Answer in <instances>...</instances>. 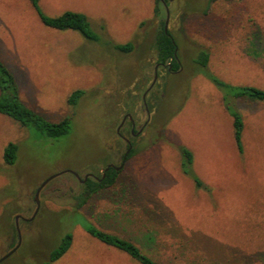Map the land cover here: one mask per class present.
<instances>
[{
	"label": "rangeland",
	"instance_id": "1",
	"mask_svg": "<svg viewBox=\"0 0 264 264\" xmlns=\"http://www.w3.org/2000/svg\"><path fill=\"white\" fill-rule=\"evenodd\" d=\"M40 3L53 16L86 14L101 40L46 26L28 0H0V58L21 100L49 120L74 121L68 135L52 139L0 114V257L19 244L0 264L47 259L71 226L58 213L74 205L73 195L82 189L74 173L100 175L109 164L122 165L116 186L96 192L82 207L99 227L136 241L150 232L156 239L151 252L164 264H264V102L238 101L245 124L241 155L221 92L192 61L206 49L209 69L222 79L264 88V0L167 2L182 68H159L145 98L150 126L134 136L128 124L121 130L133 141L126 161L128 146L117 128L127 112L137 124L146 118L142 94L154 77L161 22L155 0ZM161 12L165 21L164 4ZM126 43L133 50L114 46ZM77 89L86 94L71 105ZM9 142L18 144L13 164L4 160ZM178 145L191 150L193 168L209 191L183 173ZM53 175L38 205L36 190ZM72 231L71 248L52 264H137L80 225Z\"/></svg>",
	"mask_w": 264,
	"mask_h": 264
},
{
	"label": "trees",
	"instance_id": "2",
	"mask_svg": "<svg viewBox=\"0 0 264 264\" xmlns=\"http://www.w3.org/2000/svg\"><path fill=\"white\" fill-rule=\"evenodd\" d=\"M28 1L37 13L41 22L46 26L60 31L74 30L89 40H101V34L94 29L86 14L78 11L66 10L53 16L47 14L43 10L40 0ZM213 1L216 0H208V4H211ZM155 2L157 4L155 13L161 19L154 41L156 63L166 64L167 67L168 64H170V69L177 71L182 66V59L179 53V43L170 30H165V21L163 20L161 12V5L163 4L162 0H155ZM114 46L125 52H129L134 48L132 43L116 44ZM209 58L210 53L208 50L202 49L192 61L195 65L196 71L213 82L215 87L221 92L223 101L233 118V138L238 152L242 155L244 152L243 131L245 124L243 114L238 108V101L243 99L251 102H264V88L250 84H232L222 79L209 69ZM0 90V114L11 117L23 127H33L40 134L52 139H59L71 132L74 125L72 117L67 116L60 120L52 121L34 111L21 100L15 77L1 58ZM85 94L86 91L82 89L74 90L70 94L68 102L71 105H77ZM177 149L180 153V165L183 173L193 180L196 188H203L209 191L210 187L204 184L193 168V153L191 150L185 145H178ZM17 155L18 144L15 142H9L4 148V160L8 164H13L17 160ZM118 173L119 171L110 169L105 178H103L102 175L101 180H96L90 177L82 184L81 191L73 195L76 200L75 204L58 213L60 220L71 222V226L68 227V229L67 227L64 228L59 241L49 250L48 258L37 264H52L62 258L69 251L73 244L74 235L72 228L75 225H80L99 243L115 249L117 252L124 254L137 264H164L160 261L159 257L151 252V246L156 242V239L150 232L146 233L142 238L136 241L135 239L126 237L121 233L99 227L82 211V207L93 194L116 186ZM124 186L125 190L129 189L128 184H124ZM62 223L64 224V222Z\"/></svg>",
	"mask_w": 264,
	"mask_h": 264
},
{
	"label": "flooded vegetation",
	"instance_id": "3",
	"mask_svg": "<svg viewBox=\"0 0 264 264\" xmlns=\"http://www.w3.org/2000/svg\"><path fill=\"white\" fill-rule=\"evenodd\" d=\"M167 1H169V0H162V2H163L164 5H165V3L167 4ZM165 30L166 31L169 30L168 29V24H167V29H165ZM157 64H159V66L157 68V71H159V68H161V67H166L170 72H175L176 73V72H179L181 70V68H182V66H181L179 70L175 71V70H171L170 69V66H171L170 64H168V67H167L166 64H161V63H156L155 66ZM154 74H155V70H154ZM153 79H154V77H153ZM151 83H150V85H151ZM155 84H156V82H155ZM150 85L144 90V92H147L145 98L151 93V90L154 87V85H153L151 88H149ZM143 96L144 95L142 94V104H143L144 111L146 113V118L144 119V121L141 124H137V121L135 120V118L133 117V115L130 112H127V113H125L123 115L122 120L120 121V123L118 125V128H117L118 135L123 140H125V142L127 143V146H128L126 152L123 155V161H126L127 160L128 156L130 154V151L132 150V148H133V141H131L130 138L122 135L121 130L126 126V124H128L130 126V134L132 136H134V135H141L150 126V124L152 123V113L149 110V107H147L146 101H145V99H144ZM112 165L116 166L115 164H112ZM114 166H110L107 169V165H106V167L103 169V171L101 172L100 175H97L94 172H88L87 174H85V176L83 178H80V176L78 178L75 174L74 175L78 179H80L82 181V184L85 183L88 180V178H90V177L91 178H94L96 180H101L102 177L105 178L107 176V172L110 169H114V170H117V171L120 170V169H116ZM121 168H122V165H121ZM101 175H102V177H101ZM38 188H37V190H38ZM37 190H36V192H37ZM35 196H36V194H35Z\"/></svg>",
	"mask_w": 264,
	"mask_h": 264
},
{
	"label": "water",
	"instance_id": "4",
	"mask_svg": "<svg viewBox=\"0 0 264 264\" xmlns=\"http://www.w3.org/2000/svg\"><path fill=\"white\" fill-rule=\"evenodd\" d=\"M165 7H166V20H165V29H167V24H168V21H169V8H168V6H167V4L165 3ZM158 66H159V64H157L156 66H155V74H154V79H153V81H152V83H151V85H150V87L149 88H151L154 84H155V82H156V80H157V77H158V71H157V68H158ZM146 93L147 92H145L144 93V99H145V96H146ZM110 166H114V165H112V164H110V165H108L107 166V169L110 167ZM116 169H120L121 168V166H114ZM78 178H79V174H77V173H74ZM55 175H53V176H51V177H49V178H47L46 180H44V182L39 186V188H38V190H37V192H36V196H35V200H36V202H37V204L39 205V200H38V196H39V192H40V190L42 189V187L51 179V178H53ZM38 205H37V207H38ZM18 219H19V216L17 215L16 216V228H17V231H18V233H19V236H20V229H19V225H18ZM18 245L19 244H17L12 250H10L8 253H6V254H4L3 256H1L0 257V262L1 261H3L4 259H6L9 255H11L17 248H18Z\"/></svg>",
	"mask_w": 264,
	"mask_h": 264
}]
</instances>
